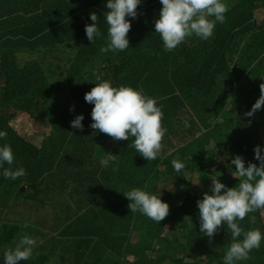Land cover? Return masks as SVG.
<instances>
[{"label":"trees","instance_id":"trees-1","mask_svg":"<svg viewBox=\"0 0 264 264\" xmlns=\"http://www.w3.org/2000/svg\"><path fill=\"white\" fill-rule=\"evenodd\" d=\"M222 2L229 11L210 38L194 35L166 51L155 32L160 0H141L137 18L126 17L134 26L129 48L101 53L107 43V0H0V131L7 132L0 146L8 143L15 158L12 169L22 166L27 173L12 180L0 169V260L27 233L36 240L28 260L32 264H66L76 235L95 239L91 258L96 264H224L231 232L225 224L212 238L201 233L197 200L209 191L212 178L227 187L238 184L232 175L235 155L244 158L245 166L249 161L259 165L254 148L264 149V106L253 117L244 114L260 96L258 82L264 83V19H256L264 0ZM91 12L97 14L102 33L93 43L85 32V25L93 23ZM62 48L70 53L56 61ZM98 52L107 62L103 77L143 89L162 106L167 131L157 159L147 161L128 147L134 140L129 137L98 150L102 158L116 155L107 168L86 167L98 159L97 148H79L74 141L94 131V105L84 96L94 87L90 82L97 74L88 67L102 59ZM244 76L246 84L241 83ZM151 81L153 87H147ZM20 111L49 123L42 144L11 125ZM81 114L82 131L70 123ZM95 134L107 136L98 130ZM174 159L184 164L180 172ZM86 183H91L87 190ZM134 187L168 203L169 215L160 224L139 211L131 213L123 193ZM49 192H78L87 205L80 215L69 204L60 210L47 207L41 197ZM106 192L112 199L102 198ZM31 217L41 220L34 232L20 223ZM238 223L245 231L259 229L264 237L262 212L249 213ZM86 243L90 240L78 245ZM249 255L236 264H264V238Z\"/></svg>","mask_w":264,"mask_h":264},{"label":"clouds","instance_id":"clouds-1","mask_svg":"<svg viewBox=\"0 0 264 264\" xmlns=\"http://www.w3.org/2000/svg\"><path fill=\"white\" fill-rule=\"evenodd\" d=\"M160 3L162 8L159 18L155 20V32L160 34L166 51L174 50L193 35L207 40L213 35L217 22L223 23L225 13L229 11L228 5L222 0H160ZM140 4L141 0H107L108 11L104 13L107 24V43L106 46L100 48L101 53L110 50L124 51L129 48L128 33L134 26L131 27V21L126 17L136 19ZM90 19L93 23L85 25V32L88 40L93 43L95 38L100 37L102 33L95 12L90 13ZM101 53L98 52L102 59L88 67L90 70H95L97 74L95 76L97 83L84 96L86 102L94 105L91 111L90 128L94 132L98 130L107 134L117 141H128L129 137H134L128 147L134 148L147 161L157 159L162 151V139L167 131L162 126L164 115L162 106H158L157 98L145 95L143 89H135L132 84L128 83L116 84L109 78L103 77L102 72L105 71L107 62ZM153 83L154 81L149 82L147 87H153ZM258 87L260 96L252 105L251 110L244 114L247 117H253L264 106V83L259 85L258 82ZM257 93L258 90L256 96ZM83 120L82 114L77 115L70 122L71 127L82 131ZM185 124L187 125V121ZM6 137L7 132L0 131V140ZM262 152L264 149L261 146L257 145L254 148L255 159L259 161V166L251 161L245 166L244 158L241 155H235L231 160V164L235 165L232 175L238 179V184L234 187H227L218 178H212L209 191L204 192L203 198L197 200L201 233L212 238L225 224L231 232L232 242L224 256V264H236V262L250 259L249 254L253 249L260 248L262 238H264L259 229L245 231L238 223L244 220L249 213L260 211L264 214V154ZM115 156L108 154L100 159L101 166L107 168L109 161L114 160ZM14 159L12 148L8 143L0 146V169H3L2 175L6 179L16 180L27 174L22 166L15 170L12 169ZM5 164L9 167H4ZM172 165L177 172L184 168V164L176 159L172 161ZM113 171H116L115 167ZM160 179L161 177L157 178L154 184ZM106 193H101L102 198L107 195V199H112L113 196L108 197L111 193ZM123 194L130 201L128 208L131 213L139 211L158 224L169 215L170 207L168 203L161 200L160 196L137 187ZM77 204L80 215L87 204L83 200H77ZM252 220L255 221L254 216ZM24 227L27 228L28 225L25 224ZM72 239L71 258L83 259L85 263L87 261V264H96L97 262L91 258L93 250L91 243L95 239L78 235ZM80 240H90V243L79 247ZM13 244L14 247L7 248L3 253L5 264L28 261L32 256L36 240L27 233H23L18 241H13ZM89 244L90 246L86 247ZM102 258L104 260V256ZM66 264H70L68 260Z\"/></svg>","mask_w":264,"mask_h":264},{"label":"rangeland","instance_id":"rangeland-1","mask_svg":"<svg viewBox=\"0 0 264 264\" xmlns=\"http://www.w3.org/2000/svg\"><path fill=\"white\" fill-rule=\"evenodd\" d=\"M222 1H226V0H222ZM224 3H226V2H224ZM256 19L258 21H261V20L264 19V8L257 9ZM64 48L61 49L62 52L59 55H55L56 56V61L63 54L65 55L64 52L70 53V51H63ZM103 74H105V71L102 72V75ZM247 82H248V78H247V76H244V78L242 79L241 83L242 84H246ZM90 83H92L95 86V83H97V81L93 80ZM245 87H246V89L248 91L251 90V88H252L249 84L245 85ZM255 99H256V97L254 98V100ZM16 114L17 115L15 116V118L13 120H11V125L14 126L17 129H19L23 135L28 137L30 140H32L36 144H38V145L41 144L43 139H44L45 132L46 133L50 132L49 123L46 120L35 119L34 117L30 116L28 113H25V112H22V111L17 112ZM179 146L180 145H177L175 148H177ZM98 150L99 149H97L94 152H98ZM100 154H102V153H100ZM88 155H90V154L88 153ZM257 166H259V165H257ZM197 179H198V176H197V173L195 172L193 174V180H197ZM173 186H174L173 183H171L169 185L170 188H172ZM23 187L24 186H21L19 188V190L23 191ZM96 194H97V192H96ZM81 196H82V194L70 196L68 194L60 195L57 192H49V193H47V194H45V195H43L41 197V199H42L41 201L42 202L44 201L45 206H47V207L50 205V206L55 207L56 209L60 210V208H61V206L63 204L74 205V201L73 200L70 201V199L82 200ZM108 197L111 198L112 195L109 194ZM0 205H3V203L0 202ZM4 212H5V210L2 211L3 214H4ZM33 213L35 215H39L40 214V212H34V211H33ZM263 218H264V214H263ZM40 221L41 220L38 217H31V219L29 221H21L20 223L27 224L28 225V229L30 231L34 232V231H36V230L41 228ZM168 229H169V227L166 228V230H168ZM134 236L137 237L136 234ZM132 238H134L133 235H132ZM68 261H69L70 264H73V263H79L80 259L68 258Z\"/></svg>","mask_w":264,"mask_h":264},{"label":"crops","instance_id":"crops-1","mask_svg":"<svg viewBox=\"0 0 264 264\" xmlns=\"http://www.w3.org/2000/svg\"><path fill=\"white\" fill-rule=\"evenodd\" d=\"M94 132V131H93ZM86 132V133H90V134H85L83 136H78L74 142L77 143L78 147L81 148L83 146H87V148H89L90 146H94L97 149L100 148H110L113 147L116 144L117 140H114L112 137L110 136H104V135H99V134H95V132ZM87 136V137H86ZM108 139V140H107ZM104 140H107V142H102ZM111 145V146H110ZM91 151V150H90ZM101 152L98 151L97 152V156L98 159L94 162V163H87L86 167L88 168H94L93 165L97 166L100 164V159H102L103 155L100 154ZM91 184V183H90ZM89 183H86L85 187H89L90 185ZM59 187H63L61 184L58 185ZM64 189V188H63ZM65 193V192H64ZM78 193V192H77ZM76 193V194H77ZM74 194V195H76ZM70 195V194H68ZM71 196V195H70ZM73 196V195H72ZM73 200L74 201V205H71L73 208L79 209V206L77 204V200L76 199H70V201ZM70 205V204H69ZM79 215V213H77ZM76 214V215H77ZM77 215V216H78ZM102 248V250L104 249V247H102V245L100 246Z\"/></svg>","mask_w":264,"mask_h":264},{"label":"water","instance_id":"water-1","mask_svg":"<svg viewBox=\"0 0 264 264\" xmlns=\"http://www.w3.org/2000/svg\"><path fill=\"white\" fill-rule=\"evenodd\" d=\"M0 264H5V261L2 259L0 260ZM17 264H32L28 261H18Z\"/></svg>","mask_w":264,"mask_h":264}]
</instances>
